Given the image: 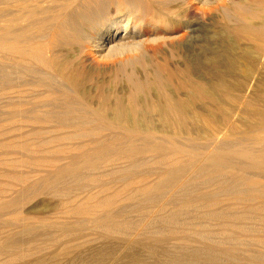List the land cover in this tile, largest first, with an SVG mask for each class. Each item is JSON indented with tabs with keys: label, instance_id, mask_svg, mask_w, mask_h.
<instances>
[{
	"label": "bare ground",
	"instance_id": "1",
	"mask_svg": "<svg viewBox=\"0 0 264 264\" xmlns=\"http://www.w3.org/2000/svg\"><path fill=\"white\" fill-rule=\"evenodd\" d=\"M7 2L14 11L9 16L0 12V91L42 88L38 98L43 104L22 110L19 99L23 94L18 90L14 108H19L10 115L11 125L0 122V136L20 133L23 128L16 123L27 121L55 124V130L63 133L47 138L37 130L29 133L34 139L3 143L0 166L6 171L0 172V195L16 189L20 197L10 204L0 203V214L13 213L23 223L37 218L43 225L46 218L33 217L23 206L49 191L66 195L65 214L79 229L88 225L108 234L116 229L143 230L156 242L184 239L188 231L200 226L224 231L240 229L246 220L264 223V112L256 109L260 123L246 134L261 132L258 140L227 143L222 141L226 135L219 136L218 145L206 155L188 143L196 136H214L226 129L234 132L239 111L250 106L245 98L254 75L264 72V0H238L243 10L230 19L223 14V21L212 29L203 19L214 9L228 6L230 0H218L210 8L202 7L198 0H0L2 6ZM129 21L128 36H160L161 44L152 47V42H146L148 61L141 73L137 70L126 79L122 76L129 75L127 66L118 71L116 63L128 57L120 53L101 62L96 55L125 36ZM182 30L189 33L188 40ZM113 71L120 81L100 79ZM234 76L241 80L230 81ZM25 77L30 82L22 85ZM117 85L122 87L115 88ZM106 131L113 137L94 143L93 138ZM179 136H185L187 144L179 143ZM89 138L86 144H72ZM140 156L151 160L141 161ZM117 161L125 166L112 177L122 175L103 185L105 190L94 192L83 184L101 178L91 171ZM150 163L163 166L158 181L134 188L137 180L149 176L138 170ZM192 182L214 190L194 198L189 189ZM120 183L117 191H109L112 184ZM126 201L135 205L138 215L134 220L117 211ZM62 231L69 238L55 242L67 250L79 238L70 235L68 227ZM258 239L264 241V237ZM15 245L1 243L0 255L4 248ZM188 254L191 260L186 256L172 260L228 264L212 251ZM8 256L17 260L26 254L13 251ZM250 258L249 264H264L262 254ZM28 264L53 261L39 257ZM129 264H138L137 259L131 257Z\"/></svg>",
	"mask_w": 264,
	"mask_h": 264
},
{
	"label": "rangeland",
	"instance_id": "2",
	"mask_svg": "<svg viewBox=\"0 0 264 264\" xmlns=\"http://www.w3.org/2000/svg\"><path fill=\"white\" fill-rule=\"evenodd\" d=\"M2 11L9 16L10 14L13 13L14 7L8 2L4 6L0 4V12ZM223 16L224 15L223 13H221L219 8L214 9L211 12V15L209 14L208 16H206L205 19H203V22L207 24L209 28L212 29L213 26H218L217 24L218 22L223 21ZM181 33L182 35H186V40H188L187 38L189 37V33L187 32V30H182ZM193 45L196 46L194 43ZM196 48H198V45L195 47V49ZM142 70H143V66H141L138 69V72L141 73ZM115 76H117V74H115V71H113L112 73H109L104 77L101 76L100 79L108 78V80L113 81L114 79H116ZM237 79H239V76L236 77L234 76L232 77V79L230 78V81L235 82L237 81ZM116 80L118 82L120 81V78H117ZM29 82H30L29 77H25L23 78V80L20 81L22 85L27 84ZM117 87L119 88L122 86L117 85L115 88ZM12 88H8L4 91H0V122L5 125H11L10 115L16 112L19 108V107H16V109L14 108L15 107L14 103L18 101L17 98L20 97V94H18L19 91L21 95L23 94L22 95L23 97L19 99L23 101L24 107L21 106L22 110H31L32 108H35L43 104L42 100H39L38 98V94L43 92L42 88L35 89V88H29L27 86H23L21 88H15V87L13 89ZM24 93H26V95H24ZM235 94L238 95L237 92H235ZM245 101L248 102L250 106L247 108L243 107L242 110L239 111L238 115L240 117H236L235 118L236 120L234 121L236 126L234 132L229 131V129H226L222 132V134L224 133L223 135L221 133H215V135L213 136L212 133L211 135L206 134L205 136H196L191 142H188L189 145H192L193 147L197 148L199 152L201 151L200 153L206 155L210 153L211 150L214 149V147L217 144L216 138H218L219 136L223 137L224 135H226V137L224 136L222 141L227 143H237L240 141H245L247 139H253V140L260 139V137H262L263 135L261 132L253 133L255 135L257 134V136L253 134L248 136L246 134L250 130L252 125L258 122L260 123V117L255 114L256 109L261 110L260 112L262 113L264 112V72L257 73L254 75L253 87L248 92ZM198 106L197 107L199 109H203L202 105L199 104ZM226 106H228L227 102H226ZM208 107L210 108L211 106ZM16 125L17 126L20 125L19 127L21 129L23 128L22 131L20 133L19 131L10 132L9 134L2 133V135L0 136L1 137L0 141L2 142V143L0 142V146H1L0 151L2 146L4 145L3 143H7L10 141L15 142V141L34 139L36 136L33 135L31 137V134H29L31 131L42 130L44 132L42 133V135L47 138L53 136L54 137L59 136L62 135L63 133L62 131H58L57 129L55 130L54 127L55 124H51V125L40 124L34 121L33 122L27 121L22 123H16ZM200 127L204 128L202 123L200 124ZM52 131H56V132H52ZM235 133L237 134L236 136L234 135ZM24 134H28V135H24ZM112 137L113 134L111 132L106 131L103 132L100 135V137L93 138V141L94 143L95 142L99 143L100 141L103 140H109ZM91 139L92 138L79 139V140L76 139L77 141L75 140L72 144L74 145L86 144L89 141H91ZM177 141L179 143L187 144V140L185 139V136H179L177 138ZM255 149H259V147H255ZM138 159L141 161L151 160L149 156L146 157L140 156L138 157ZM61 163H64V161ZM58 165H63V164L59 163ZM122 165L125 166L124 164H122L121 161L113 162L108 165H103L102 167L97 168L94 171H91L93 172L94 175L97 174L96 176H101L99 180H97L96 182H90L86 180L84 181L83 184L86 187L93 189L94 192H97L98 190L100 191L103 189V185L108 184V182L111 181V179L114 178L115 180H117V177H121L122 174L120 173L117 176L112 177V173L120 171L123 168ZM162 168H163L162 165L153 164V163H150L149 165L140 168L138 170L139 173L149 172L148 174L149 176L137 180L134 183V188L148 186L151 185L153 181L154 182L158 181L157 174L162 170ZM3 171H6V169L3 166H0V172ZM91 172L86 171L85 173H91ZM36 178L37 177L35 176V178L33 179L35 180ZM2 181L3 180L0 178V182ZM40 186H41L40 181H37L36 188H39ZM120 186L121 183L116 185L112 184V187L108 189L111 192H115L119 188H121ZM189 189L191 190V196H193L194 198L202 197L204 194L208 192L212 194L211 190H214V188L210 189V187H207L206 189V187L203 184H200L199 182L197 183L192 182L189 186ZM7 190H9V188ZM19 197H20L19 193L16 192V189L9 190L5 194L0 195V203L6 202L5 204H10ZM65 198L66 195L64 194L55 195L48 191L42 195H38V197L35 198L32 197L30 201L24 204L23 210L25 211L28 209L27 211H31L33 217H35L36 215L37 216L41 215L42 217L46 218L43 225L40 224L41 222H39L37 218H30L28 223L25 222L23 223V221L17 222L16 219L17 216H15V214L13 213H9V215L8 212L0 214V244L5 242H11V243L13 242L16 244L15 246L12 247L11 246L6 248L3 247L4 253L0 255V264H28L31 260L37 259L39 257H43L46 260H50L51 263L53 261V264H129L131 257L136 258L138 264H186V263H177L174 261L175 259L174 260L172 259L173 257L175 258L176 256H186L187 260H191L192 257H190V254L188 253H192L197 250H201L203 253L207 251H212L214 253H217L219 259L222 261H228L227 262L228 264H249L250 263L249 259H251L250 256L252 254L264 255V241H262L263 239H261V241L258 239L259 237H264L263 222L260 223L259 221H255V220L254 221L246 220L244 222L245 223L244 227L240 229L229 227L230 229L227 228L224 231H221L215 226H210L206 228L200 226V228H197L196 230L188 231L186 235H184L185 236L184 239L174 238L171 239L168 243L166 241L156 242L149 234L145 233V231L143 230L142 232L139 230L130 232L129 230L126 229H124L123 231L116 229L113 231V233L108 234L102 230L93 229L91 226L88 225L79 229L73 224L75 220L73 218L67 217V215L65 214V210L68 205L67 202L64 201ZM62 201L65 202L66 204H63ZM55 203H57L56 204L57 206L56 205L54 206ZM40 205L41 208L38 209L37 207H39ZM63 205L66 206L63 207ZM120 205L121 206L118 207L117 211L119 210L129 220L136 219V216L138 214L134 212L133 208L135 205L133 202L126 201V202H122ZM35 206L37 207L34 208ZM195 223H201V222L196 221ZM64 227H68V229L70 228V233H69L70 235L73 234L78 236L77 238H79L77 239L78 241L77 240L73 241V244H71L69 249L67 250H65L63 246L61 247L57 245L55 242L56 240L59 243L69 238V236H67L68 234H65L62 231ZM13 251L24 252L26 256L25 258L15 260L14 258L8 256L12 254ZM157 251L159 252L157 253ZM162 251L165 252L162 253ZM96 254H98L99 256L98 255L96 256ZM199 260L201 262L206 261V259L204 258H200Z\"/></svg>",
	"mask_w": 264,
	"mask_h": 264
},
{
	"label": "clouds",
	"instance_id": "3",
	"mask_svg": "<svg viewBox=\"0 0 264 264\" xmlns=\"http://www.w3.org/2000/svg\"><path fill=\"white\" fill-rule=\"evenodd\" d=\"M202 7H214L218 0H198ZM237 10H243V6L238 3V0H230L229 5L221 8L220 11L225 15L226 19H230L235 15ZM131 22L125 24V36L109 45L100 55H96L98 60L103 62L108 57H117L120 53H123L126 57L125 60H120L116 63V68L119 70L123 66H127L129 75L122 76V78H131L132 75L149 59V47L146 42H152V47H159L161 44L160 36H150L143 38H135L127 35V29ZM138 28V27H137ZM164 46L167 47L165 41ZM131 54V55H129Z\"/></svg>",
	"mask_w": 264,
	"mask_h": 264
}]
</instances>
